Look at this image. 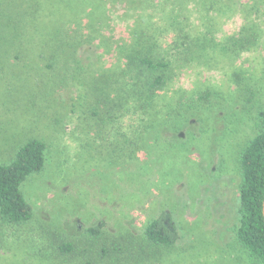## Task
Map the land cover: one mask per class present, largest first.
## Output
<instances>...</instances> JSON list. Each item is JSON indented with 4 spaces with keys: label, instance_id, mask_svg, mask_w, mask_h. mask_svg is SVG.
Segmentation results:
<instances>
[{
    "label": "rangeland",
    "instance_id": "1",
    "mask_svg": "<svg viewBox=\"0 0 264 264\" xmlns=\"http://www.w3.org/2000/svg\"><path fill=\"white\" fill-rule=\"evenodd\" d=\"M167 2L0 0V164L12 163L30 140L46 146L44 168L21 185L32 218L18 226L0 221V264H81L74 253L57 257L53 250L60 242L87 250L82 264H93L101 247L117 251L99 264H236L237 157L254 134L256 109L264 107V4L251 23L259 37L252 38L249 51L231 61L222 55L209 68L201 64L205 55L200 54L183 71L181 83L172 85L188 91L212 85L226 94L237 87L230 79L235 72L244 76L243 91L247 86L257 90L245 108L236 97L228 107L227 95L216 119L208 110L204 123L202 117L191 118L176 134L166 129L140 138L134 150L116 135L111 119L90 116V109H102L91 85L95 65L86 55L78 54V67L70 57L49 56L61 29L122 28L134 23L135 14L156 12ZM164 9L180 10L190 28L221 25L219 15L205 12L194 0L168 3ZM222 25L233 34L241 19ZM112 58L104 65L112 64ZM162 212L171 216L178 240L171 250L149 254L139 263L132 247L145 244L144 225ZM97 226L99 237L92 239L87 229Z\"/></svg>",
    "mask_w": 264,
    "mask_h": 264
},
{
    "label": "trees",
    "instance_id": "2",
    "mask_svg": "<svg viewBox=\"0 0 264 264\" xmlns=\"http://www.w3.org/2000/svg\"><path fill=\"white\" fill-rule=\"evenodd\" d=\"M178 1L168 0L164 7ZM194 1L205 12L219 15L220 27L217 24L216 28L213 24L205 27L204 23L202 28L198 25L187 27L186 18L181 16L180 10L166 11L163 7L156 12L135 14L134 23L125 24L128 26L122 28L100 27L96 24L77 30L61 29L60 42L49 53L51 59L70 57L76 67L81 64L78 54L80 57L86 55L85 59L90 65H95L91 85L97 92L96 103L102 110L90 109V116L99 121L104 119L103 116L111 119L112 127L119 133L116 135L122 136L131 150H134L140 138L163 134L166 129L172 134L178 133L182 127L188 126L191 118L201 120L202 117L204 123L208 110L216 119L218 110H224L219 102L222 97L226 100L227 95L230 97L228 107L232 108L236 104L233 101L236 97L243 101L245 108L250 102L248 96L252 97L257 91H253L250 86H247V91H243L240 85L244 76L235 72L231 75L234 80L230 79L237 87L229 89L226 94L212 85H200L193 91L180 86L173 89L172 85L181 83L183 71L187 70L192 61L198 60L200 54L205 55L201 64L211 67L210 64L222 55H226L230 61L233 57L240 58L251 49L252 38L259 37L250 28H253L251 23L256 20L264 0ZM238 16L241 19L239 30L233 34L225 33L222 23ZM87 29L91 30L92 35L83 34ZM114 31L119 35L117 38ZM95 40L97 43L93 44ZM110 54H113V58L107 57ZM111 58L114 62L104 65V61H110ZM116 126H119L121 133ZM253 126V136L244 142L237 157L240 183L238 218L233 240L238 254L236 264H264V221L261 215L264 191V107L256 109ZM187 135L191 136L190 133ZM45 155V144L33 139L19 148L12 163L0 164V221L3 224L18 226L32 218V208L22 195L21 185L28 176L44 168ZM126 163L130 161L126 160ZM167 214L162 212L144 225L142 241L145 244L132 247V254L139 263L147 260L149 254L171 250L177 242V231L171 216ZM87 230L92 239L99 237L98 226ZM81 249L71 243L60 242L53 251L57 257L74 253L82 264L87 250ZM116 251V248L107 251L101 247L93 264H99L107 254Z\"/></svg>",
    "mask_w": 264,
    "mask_h": 264
},
{
    "label": "water",
    "instance_id": "3",
    "mask_svg": "<svg viewBox=\"0 0 264 264\" xmlns=\"http://www.w3.org/2000/svg\"><path fill=\"white\" fill-rule=\"evenodd\" d=\"M261 215L264 221V191H263L262 203H261Z\"/></svg>",
    "mask_w": 264,
    "mask_h": 264
}]
</instances>
